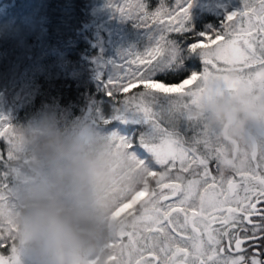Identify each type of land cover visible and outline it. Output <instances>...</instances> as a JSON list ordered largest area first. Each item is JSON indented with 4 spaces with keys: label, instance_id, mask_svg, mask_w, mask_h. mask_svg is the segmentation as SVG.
I'll return each mask as SVG.
<instances>
[{
    "label": "snow or ice",
    "instance_id": "obj_1",
    "mask_svg": "<svg viewBox=\"0 0 264 264\" xmlns=\"http://www.w3.org/2000/svg\"><path fill=\"white\" fill-rule=\"evenodd\" d=\"M192 2L175 0L169 7L160 0L155 10L149 11L148 4L136 0L117 9L154 32L156 39L145 52L134 54V59L118 66L117 78L107 84L110 96L112 90L127 94L138 89L125 98L140 103L146 114L148 110L139 100L145 91L167 95L186 108L200 100L209 85L222 88L217 74L228 66L264 65V0H244L240 10L227 14L226 22L218 29L199 33H193L187 23ZM164 17L169 18L167 22ZM173 33L187 42L188 53L199 57L202 71L189 72L170 82L156 73L176 60L178 48ZM218 62L224 67H218ZM5 120L0 117V138L7 144L6 159L0 154V167L4 169L0 171V264H21L15 225L10 220L11 178L6 165L15 134L10 124L6 128ZM114 139L134 156L144 173L141 185L131 195L122 194L113 211L119 223L118 240L125 236L129 239V244L121 247V257L127 249V258H118L116 264H264L259 258V242H264V164L236 171L241 181L237 183L222 174L217 165V175L210 171V163L215 161L199 132L187 144L166 130L142 145ZM173 169H177L174 175ZM184 173L196 178L186 179ZM170 198H177L179 206H166ZM126 210L127 216L122 217ZM225 238L229 250L234 244L238 252L243 244L253 242L256 254L250 258L243 254L225 256Z\"/></svg>",
    "mask_w": 264,
    "mask_h": 264
},
{
    "label": "trees",
    "instance_id": "obj_2",
    "mask_svg": "<svg viewBox=\"0 0 264 264\" xmlns=\"http://www.w3.org/2000/svg\"><path fill=\"white\" fill-rule=\"evenodd\" d=\"M174 1L165 0L169 7L174 6ZM142 2L149 5V11H154L160 4V0ZM231 7L228 4L217 11L193 0L187 23L193 33L218 29L226 22L225 13L231 11ZM26 10L31 13L28 21L20 18ZM101 32L90 11V0H0V97L4 104L18 114L19 108L25 109L30 122L51 113L65 127L87 126L104 139L112 135V139H124L137 145L155 138L160 130L172 133L185 144L190 143L198 132L203 140L200 116L187 115V107L178 105L167 95L145 91L139 100L148 110L147 114L144 111L137 114L136 108L142 110L140 103L129 101L125 96L138 89L127 94H115L112 90L114 94H108L107 84L111 79L105 78V73L99 72L94 62ZM171 35L178 55L156 76L175 82L189 72L201 70L202 63L195 53L187 52L185 40L174 33ZM156 105L158 109L154 110ZM127 106L133 109L125 110ZM150 122H153L152 126H149ZM10 125L14 132L15 128L24 126ZM219 141L221 143L218 133L213 144ZM121 148L140 166L126 148ZM0 154L6 159L1 138ZM3 170L0 167V171ZM156 170H160L159 166ZM143 178L141 170L123 194L131 195ZM152 186H155L154 181ZM111 200L116 208L120 198ZM115 240L120 241L118 237L112 241Z\"/></svg>",
    "mask_w": 264,
    "mask_h": 264
},
{
    "label": "clouds",
    "instance_id": "obj_3",
    "mask_svg": "<svg viewBox=\"0 0 264 264\" xmlns=\"http://www.w3.org/2000/svg\"><path fill=\"white\" fill-rule=\"evenodd\" d=\"M9 150L21 264H102L98 257L119 230L108 142L91 127H65L45 113L15 128Z\"/></svg>",
    "mask_w": 264,
    "mask_h": 264
},
{
    "label": "rangeland",
    "instance_id": "obj_4",
    "mask_svg": "<svg viewBox=\"0 0 264 264\" xmlns=\"http://www.w3.org/2000/svg\"><path fill=\"white\" fill-rule=\"evenodd\" d=\"M197 1L215 8L217 11L226 8L228 4L232 5L231 11L225 13V17L233 11L240 10L244 2V0ZM135 2L136 0H90V11L94 16L96 25L102 30L98 37L99 52L94 62L97 70L105 73L103 75L105 78L111 80L117 78V69L119 65L122 63L127 64L128 60L135 58L134 54L145 52L155 42L156 37L154 32H150L147 28L141 27L139 21L126 18L117 11L118 8H126V4ZM20 18L28 21L31 19V13L26 10L24 14H21ZM168 19L169 18L164 17L166 22ZM218 67H224V65L218 62ZM210 71L215 72V69H211L210 67ZM217 76L222 80L224 86L222 88H214L209 85L202 94L200 100L188 105V112L186 113L192 116L199 115L202 127L207 128L208 132L212 128L211 122H213V120L216 119L225 123L229 116L235 113V109L237 108H239V110L241 109V114H244L243 117L246 118V116H248V104L264 102V65L255 64L249 65L248 67L230 65L221 73H218ZM156 106L154 110L158 109V105ZM132 109L133 108L128 106L125 107V110ZM136 109L137 114H143V110L140 111L139 108ZM163 109L164 108H160V110ZM18 110H20L19 114L17 112H12L11 108L6 106L4 100L0 97V117L6 118V128L10 123L25 125L30 122L28 120V112L21 108ZM204 116H208L207 121H204ZM210 118L211 122H209ZM152 125L153 122H150L149 126ZM157 133L158 131H156V134ZM112 137L111 135L105 138L110 146V163L114 173L108 189V194L111 199L116 201L117 198H121L123 192L127 190L130 181L135 178L137 173L142 169L133 161L132 157H127V155L124 154L121 146H118L117 141L112 139ZM1 141L6 151V141L4 138H1ZM222 162L225 161L222 159ZM193 167H195V165ZM178 168L179 164H177V169ZM177 169H173V175L176 173ZM190 173H184L183 175L186 179L196 178ZM172 203L177 204L178 202L175 200L172 201ZM127 211L128 210L122 213V217L127 216ZM128 231H131V228H129ZM116 237H118V235ZM121 239L122 238L119 239L120 241L111 240L105 245L102 255L98 257V259L102 261V264H109V262L116 261L118 258H127V249L124 250L121 257V247L122 245H128L129 239L127 236H125L124 240ZM138 246L139 245H137V247ZM145 255L148 254L146 253ZM133 264H135V261H133Z\"/></svg>",
    "mask_w": 264,
    "mask_h": 264
},
{
    "label": "flooded vegetation",
    "instance_id": "obj_5",
    "mask_svg": "<svg viewBox=\"0 0 264 264\" xmlns=\"http://www.w3.org/2000/svg\"><path fill=\"white\" fill-rule=\"evenodd\" d=\"M247 111L248 116L244 118V114H241V109H235V113L229 116L225 123L216 119L211 122L210 118L209 122L212 123V128L209 132L207 128H202L203 141L206 142L210 148L212 158L215 161L210 163V171L213 175H217V165L222 174L234 178L237 183L241 181L239 175L235 173L236 171L254 167L257 163L264 164V102L248 104ZM204 117V121H207L208 116ZM223 132L235 139L236 150L234 154L231 151L233 143L223 136ZM218 133L221 136V143L219 141L217 143L218 145H214V139ZM222 159L225 162H222ZM175 200H177V198H170L169 201L165 202V205L176 204L172 203V201ZM176 205L179 206L178 203ZM253 219L258 218L254 217ZM213 227H216V225H213ZM241 235H243V233H241ZM259 243V258L264 259V242ZM223 245L225 247V256L243 254L246 258H250L252 255L256 254L253 242L243 244L240 252L235 250L234 244L231 246V250H229L227 238H225ZM145 257L151 259L149 255H145Z\"/></svg>",
    "mask_w": 264,
    "mask_h": 264
},
{
    "label": "water",
    "instance_id": "obj_6",
    "mask_svg": "<svg viewBox=\"0 0 264 264\" xmlns=\"http://www.w3.org/2000/svg\"><path fill=\"white\" fill-rule=\"evenodd\" d=\"M223 136H224L227 140H229V141H231V142L233 143V146H232L231 151H232V153L234 154V153H235V150H236V141H235V139H234L233 137H231V136H228L225 132H223Z\"/></svg>",
    "mask_w": 264,
    "mask_h": 264
}]
</instances>
